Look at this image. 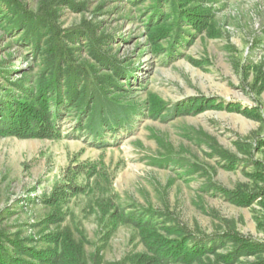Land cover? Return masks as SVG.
<instances>
[{
    "label": "rangeland",
    "instance_id": "1",
    "mask_svg": "<svg viewBox=\"0 0 264 264\" xmlns=\"http://www.w3.org/2000/svg\"><path fill=\"white\" fill-rule=\"evenodd\" d=\"M193 11L210 25L192 26ZM45 90L57 136L0 135L9 255L29 261L68 229L85 264L153 256L141 227L113 222L101 197L168 239L212 249L160 264H264V252L231 239L264 244V194L249 205L232 197L264 193V0H0V116ZM190 99L253 116L174 111ZM70 180L85 192L48 203Z\"/></svg>",
    "mask_w": 264,
    "mask_h": 264
},
{
    "label": "trees",
    "instance_id": "2",
    "mask_svg": "<svg viewBox=\"0 0 264 264\" xmlns=\"http://www.w3.org/2000/svg\"><path fill=\"white\" fill-rule=\"evenodd\" d=\"M189 23L196 29L204 28L210 25L208 15L199 11L187 13ZM154 37V36H153ZM160 37V36H159ZM158 37V38H159ZM161 38V37H160ZM198 64L197 61H193ZM48 91H40L33 101L12 100L4 107L5 114L0 117V135H16L20 137H37V138H55L58 127H56L51 114V103ZM59 97L56 98L59 102ZM162 102L153 104V110L160 112ZM223 108L230 111H237L247 116H253V110L241 108L233 103L221 104L206 99H190L177 104L174 111L179 113L201 112L207 108ZM264 144V141H262ZM90 168V167H89ZM81 166L76 167L75 173H82ZM85 192V188L76 185L73 181L62 183L55 188L53 196L48 200L50 204H60L62 200L70 196L78 195ZM263 191L259 193H248L241 189L232 192V197L239 204L249 205L258 196L263 197ZM98 206L105 216L109 215L113 222H134L141 227L142 235L147 245L154 255L149 256L141 254L137 256L138 264H160L165 258H181L185 262H192L204 253L211 251L198 244L189 246L186 239H168L157 231L153 230L150 225L134 216L119 213L115 208L101 197H98ZM46 239L54 244L53 247L42 249H29L30 260L26 261L8 254L2 237L0 235V264H85L83 261V248L73 237L68 229H63L55 233H50ZM231 239L241 248L248 252H264V244L250 243L242 237L233 235ZM230 261V259H228Z\"/></svg>",
    "mask_w": 264,
    "mask_h": 264
}]
</instances>
